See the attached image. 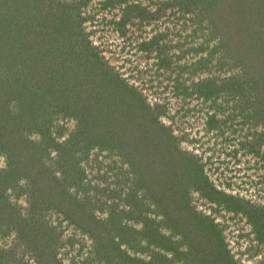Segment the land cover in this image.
Returning <instances> with one entry per match:
<instances>
[{"label": "rangeland", "instance_id": "1", "mask_svg": "<svg viewBox=\"0 0 264 264\" xmlns=\"http://www.w3.org/2000/svg\"><path fill=\"white\" fill-rule=\"evenodd\" d=\"M0 98V264H264V0H0Z\"/></svg>", "mask_w": 264, "mask_h": 264}, {"label": "trees", "instance_id": "2", "mask_svg": "<svg viewBox=\"0 0 264 264\" xmlns=\"http://www.w3.org/2000/svg\"><path fill=\"white\" fill-rule=\"evenodd\" d=\"M5 113H9V110L4 108L0 104V150L1 148H3L4 149L2 150L3 153H6L7 155L8 154L13 155V157L16 158L15 160L18 162L19 160L26 159L25 158L26 154L23 153L21 149L16 148L17 143H15L14 140L17 137L14 136L12 133L10 134V131L12 130L14 131L15 127L11 124V120L8 118V114L5 115ZM95 124H93L92 126L94 127ZM20 139L21 138H19V141H22ZM16 141L18 140L16 139Z\"/></svg>", "mask_w": 264, "mask_h": 264}]
</instances>
